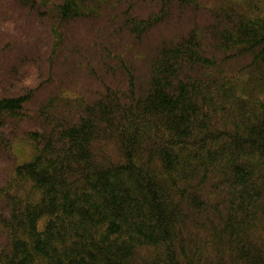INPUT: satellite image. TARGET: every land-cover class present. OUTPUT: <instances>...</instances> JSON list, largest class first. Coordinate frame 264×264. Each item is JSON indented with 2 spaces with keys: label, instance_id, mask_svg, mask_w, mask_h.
<instances>
[{
  "label": "trees",
  "instance_id": "trees-1",
  "mask_svg": "<svg viewBox=\"0 0 264 264\" xmlns=\"http://www.w3.org/2000/svg\"><path fill=\"white\" fill-rule=\"evenodd\" d=\"M0 264H264V0H0Z\"/></svg>",
  "mask_w": 264,
  "mask_h": 264
},
{
  "label": "rangeland",
  "instance_id": "rangeland-1",
  "mask_svg": "<svg viewBox=\"0 0 264 264\" xmlns=\"http://www.w3.org/2000/svg\"><path fill=\"white\" fill-rule=\"evenodd\" d=\"M16 151L19 154L20 157L24 156L26 154V151L24 149V146L19 144L16 146Z\"/></svg>",
  "mask_w": 264,
  "mask_h": 264
}]
</instances>
